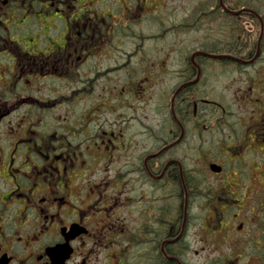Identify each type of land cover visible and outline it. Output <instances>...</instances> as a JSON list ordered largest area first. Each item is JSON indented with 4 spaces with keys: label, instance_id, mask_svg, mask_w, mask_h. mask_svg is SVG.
Here are the masks:
<instances>
[{
    "label": "flooded vegetation",
    "instance_id": "flooded-vegetation-1",
    "mask_svg": "<svg viewBox=\"0 0 264 264\" xmlns=\"http://www.w3.org/2000/svg\"><path fill=\"white\" fill-rule=\"evenodd\" d=\"M167 1L0 0V264H264V0Z\"/></svg>",
    "mask_w": 264,
    "mask_h": 264
},
{
    "label": "rangeland",
    "instance_id": "rangeland-1",
    "mask_svg": "<svg viewBox=\"0 0 264 264\" xmlns=\"http://www.w3.org/2000/svg\"><path fill=\"white\" fill-rule=\"evenodd\" d=\"M199 1V0H168V5L170 3H177L179 8V13L177 15V20L179 23L182 24V18H185L188 10L192 7V3ZM181 29V28H180ZM198 36L194 34L185 35L180 33L178 37V42L170 40L168 38L163 40V49L168 47H172L174 50H186L197 47L196 43H193L194 40H197ZM201 245L194 247L188 256V262L191 264H213L217 258H220L222 255H226L228 257L230 250H214L212 248H206L205 250L201 248ZM221 254V255H220Z\"/></svg>",
    "mask_w": 264,
    "mask_h": 264
},
{
    "label": "trees",
    "instance_id": "trees-1",
    "mask_svg": "<svg viewBox=\"0 0 264 264\" xmlns=\"http://www.w3.org/2000/svg\"><path fill=\"white\" fill-rule=\"evenodd\" d=\"M187 25H184V30H187ZM232 36V37H231ZM231 37V38H230ZM238 38L239 41H241V45L245 46L248 45V43H251L250 37H247V33L244 31V29L241 27V31H239V33H235V30H231V33L226 37L228 43L226 44V47L228 48L231 47L233 50L236 49L238 42L235 45H231V43L233 44V41H235V39ZM254 38V36H253ZM255 40V39H254ZM173 264V263H172Z\"/></svg>",
    "mask_w": 264,
    "mask_h": 264
},
{
    "label": "water",
    "instance_id": "water-1",
    "mask_svg": "<svg viewBox=\"0 0 264 264\" xmlns=\"http://www.w3.org/2000/svg\"><path fill=\"white\" fill-rule=\"evenodd\" d=\"M211 170L214 171V172H218L219 171V169L215 168L214 166H211ZM62 253H63L62 251H59L57 253V259L59 258V259L63 260V259H65L67 257V256H64V254H62Z\"/></svg>",
    "mask_w": 264,
    "mask_h": 264
}]
</instances>
